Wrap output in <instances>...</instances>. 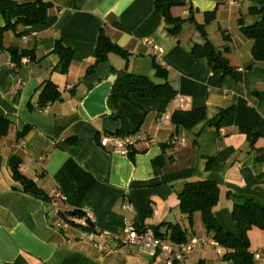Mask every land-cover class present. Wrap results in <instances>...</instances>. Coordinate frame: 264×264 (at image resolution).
<instances>
[{
  "label": "crops",
  "instance_id": "1",
  "mask_svg": "<svg viewBox=\"0 0 264 264\" xmlns=\"http://www.w3.org/2000/svg\"><path fill=\"white\" fill-rule=\"evenodd\" d=\"M44 1L52 4L44 23L26 29L25 39L11 31L3 36L4 46L34 49L35 59L14 69L0 50V116L12 120L0 138V264H166L161 252L149 255L150 247L123 244L113 235L122 230L124 217L140 229L163 221L185 224L177 210L176 191L184 181L202 178L220 186L213 208L218 223L240 236L227 191L252 197L264 206V185L258 183L264 176V108L254 95L264 90V61L245 68L252 59L253 41L241 33L238 18H243L244 25L253 24L258 18L247 13L248 7L261 6L264 0H236V5L227 0H186L171 9L174 16L185 19L192 8L197 22H203L205 12L215 11V20L206 25L207 36L217 47L229 46L226 56L240 73L238 81L230 75L221 77L206 58L191 55V44L203 43L194 23L186 22L176 40L165 29L153 0ZM101 29L129 52V58L125 63L111 52L93 73L82 78L93 62ZM221 31L229 33L228 41ZM56 39L73 50L66 73L55 69L58 56L51 49ZM145 39H152L161 51ZM155 64L166 69L174 93L157 99L131 93L127 100L118 101L114 116L112 111L109 116L90 119L82 110V98L111 74V68L126 66L134 74L152 76ZM46 80L61 95L40 106L38 96ZM198 107L205 109L207 120L220 109L233 110L218 129L207 121L191 129H176L171 123L175 109ZM23 125L29 128L17 138ZM241 127L261 135L250 141ZM106 132L136 139L133 160L116 148L98 145L97 135ZM69 137L75 141L66 142ZM170 142L174 147L162 149L161 145ZM256 150L262 159L252 167L248 161ZM12 154L22 159L20 170L46 194L58 190L66 196L59 202L61 210H89L101 234L93 241L79 238V228L60 218L49 202L13 187L8 165ZM160 155L162 163L153 165L152 160ZM207 156L218 159L209 170L205 169ZM124 201L130 210L122 209ZM191 230L187 238L196 243L177 264H230L221 260L218 248L213 250L215 244L199 213L193 214ZM100 244L112 251L102 252ZM261 257L257 264L264 262Z\"/></svg>",
  "mask_w": 264,
  "mask_h": 264
},
{
  "label": "trees",
  "instance_id": "2",
  "mask_svg": "<svg viewBox=\"0 0 264 264\" xmlns=\"http://www.w3.org/2000/svg\"><path fill=\"white\" fill-rule=\"evenodd\" d=\"M186 4V0H153L155 10L162 16L164 26L167 32L178 40V35L184 28L186 22H193L196 31L200 35L203 43H192L188 51L197 58L204 57L207 59L210 67L217 70L220 76L230 75L235 81L240 79V73L237 68L229 63L226 52L229 46L225 44L222 48L215 46L207 36L206 25L214 21L215 11L204 13L203 22H197L194 18V10L190 8V16L188 18H180L171 13V9L176 6ZM50 1L33 0L26 2H18L17 0H0V50L5 51L9 63L14 69H18L23 64L35 59L34 49H23L16 46H4L3 36L5 32L11 31L15 36H27L26 26H35L44 23L47 13L51 8ZM247 13L258 19L251 25H244L243 18H238V25L241 33L248 39L253 41L251 48V62L245 68H251L255 63L264 61V4L261 6H249ZM223 40L226 42L230 39L228 32L221 31ZM116 53L125 60L129 58V52L112 42L111 39L101 29L96 46L93 50V62L85 69L82 78L93 73L95 66L107 59L109 53ZM51 53L58 56V62L55 66L61 73H66L69 63L73 58V50L64 46L60 40L56 39L51 49ZM27 60V61H26ZM111 74L116 75V80L112 86L110 96L108 97V107L113 111L117 107L119 100H127L131 93H137L140 97L157 99L174 93V88L167 79V71L159 64L154 65L153 75L134 74L126 69L111 68ZM61 93L57 86L50 80H46L42 84L41 91L38 96V104L44 106L49 102L60 99ZM254 95L258 99V103L264 108V90L255 91ZM232 107L220 109L211 120L206 119V112L203 107L189 110L175 109L170 117L171 123L175 128L183 127L191 129L202 121H207L218 129L220 121L232 112ZM12 120L3 115L0 116V138L7 134ZM28 125H23L22 129L17 132V138H21L28 130ZM240 131L244 132L250 141L261 135L260 132L247 127H241ZM107 133V132H106ZM108 134L118 135L119 133L109 132ZM98 136L96 140H98ZM66 142L73 143L74 138H66ZM127 157L133 160L135 149L133 145H127ZM162 149L166 147H174V143L161 145ZM262 153L256 150L252 160L248 164L255 167L260 163ZM162 155L154 158L152 164H161ZM218 163V159L213 156L206 157L205 169L209 170ZM22 159L12 154L9 157L8 165L13 179V187L18 188L24 193L40 198L50 203L49 194H46L31 178L24 174L21 170ZM258 183L264 185V176L258 179ZM220 186L219 184L208 178L186 180L180 189L176 191L177 210L181 215V219L185 224L178 222L163 221L155 226H148L154 233L155 237L165 240L166 242L178 247L181 243L188 241L187 234L191 232L192 217L194 213H199L201 222L205 228L207 236L213 243L221 249V260L230 264H257L254 253L250 248L247 239V231L251 228L264 229V206L249 196H243L239 193L227 191L232 199L231 217L239 225L241 234L237 236L229 231L224 230L218 223L213 208L219 200ZM60 218L66 220L69 224L78 227L67 216L82 217V209L59 210ZM187 225V226H185ZM93 225L89 222L86 230H92ZM79 228V227H78ZM140 229V228H138ZM144 229V228H142ZM159 252V251H157ZM264 256V247L261 248ZM179 260H173L172 264H177Z\"/></svg>",
  "mask_w": 264,
  "mask_h": 264
},
{
  "label": "built area",
  "instance_id": "3",
  "mask_svg": "<svg viewBox=\"0 0 264 264\" xmlns=\"http://www.w3.org/2000/svg\"><path fill=\"white\" fill-rule=\"evenodd\" d=\"M230 5H236V0H227ZM30 26L24 27V30L28 29ZM22 39H25V36H21ZM144 42H147L152 46L154 50L161 51V48L153 42L152 39H145ZM27 61V60H26ZM136 139L128 136H119L115 134L103 133L98 136L97 143L100 147H110L118 149L121 154H127V145H134ZM50 204L59 211V202L66 200V196L58 191L54 190L49 193ZM123 210H130L129 204L124 201L122 203ZM83 216H67V219L71 220L79 227V238L93 241L96 235L101 234L95 226L93 215L89 210H83ZM91 223L93 226L92 230H86L84 227H87L88 223ZM103 234V233H102ZM113 238L123 244H137L140 246L150 247L149 255H154L157 251L161 252L164 255L166 264H172L173 260H181L183 254L190 250V248L196 243L194 239H189L188 241L181 243L178 247L173 246L172 244L155 237L154 233L150 228L138 229L129 220L127 217L123 218L122 230L113 235ZM99 249L104 253H109L112 251L110 247L99 245ZM218 253L221 252V249L218 248ZM261 250H256L254 253V258H259L261 256Z\"/></svg>",
  "mask_w": 264,
  "mask_h": 264
},
{
  "label": "water",
  "instance_id": "4",
  "mask_svg": "<svg viewBox=\"0 0 264 264\" xmlns=\"http://www.w3.org/2000/svg\"><path fill=\"white\" fill-rule=\"evenodd\" d=\"M115 80L116 75L110 74L107 78L98 82L82 98L81 108L88 118L95 119L111 115L112 111L108 107L107 100Z\"/></svg>",
  "mask_w": 264,
  "mask_h": 264
},
{
  "label": "rangeland",
  "instance_id": "5",
  "mask_svg": "<svg viewBox=\"0 0 264 264\" xmlns=\"http://www.w3.org/2000/svg\"><path fill=\"white\" fill-rule=\"evenodd\" d=\"M210 39H215L214 38V33L210 30ZM248 236H249V239H250V248L255 251L256 248H258L259 246H262L264 247V229L262 230H258V228H251L250 230H248ZM213 250L216 252V248H219L217 247L216 245L212 247ZM218 254V253H217ZM261 258L262 260L264 259V256L261 254ZM258 259V258H257ZM257 259L255 258V260L257 261ZM264 264V262L262 263Z\"/></svg>",
  "mask_w": 264,
  "mask_h": 264
}]
</instances>
